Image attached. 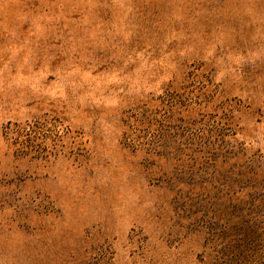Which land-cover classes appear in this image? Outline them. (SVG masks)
<instances>
[{
  "label": "rangeland",
  "instance_id": "1",
  "mask_svg": "<svg viewBox=\"0 0 264 264\" xmlns=\"http://www.w3.org/2000/svg\"><path fill=\"white\" fill-rule=\"evenodd\" d=\"M0 264H264V0H0Z\"/></svg>",
  "mask_w": 264,
  "mask_h": 264
}]
</instances>
